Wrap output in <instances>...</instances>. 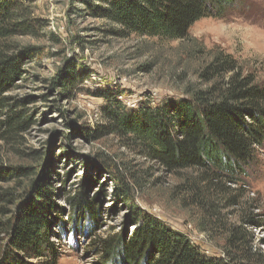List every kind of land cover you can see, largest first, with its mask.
Masks as SVG:
<instances>
[{"label": "rangeland", "instance_id": "rangeland-1", "mask_svg": "<svg viewBox=\"0 0 264 264\" xmlns=\"http://www.w3.org/2000/svg\"><path fill=\"white\" fill-rule=\"evenodd\" d=\"M24 3L45 26L37 36L18 37L37 50L21 63V75L4 94L33 122L0 142V164L31 168L33 174L3 179L0 191L13 187L28 196L32 180H50L57 216L51 219L50 240L57 264H102L98 240L134 231V207L184 232L209 257L225 253L222 221L227 229L240 227L264 258V145L258 146L253 171L242 182H227L219 195L200 193V201L213 202L215 211L203 209L199 195L192 197L195 191L184 187L190 170L167 169L130 137L110 132L112 124L104 115L110 101L103 96L119 91L117 99L127 110L182 96L187 85L196 84L194 72L207 59L206 52L194 55V46L224 49L264 82V0H240L222 17H203L185 41L121 36L114 32L118 25L94 14L82 0ZM70 68L89 76L66 92L61 82H54ZM122 176L132 188L130 199L118 191ZM78 197L94 205L95 220L91 214L77 217L72 199ZM20 203L6 208L16 211ZM11 217L0 213V219ZM4 239L0 233V247ZM47 258L23 260L44 264ZM6 259L0 257V264H7Z\"/></svg>", "mask_w": 264, "mask_h": 264}, {"label": "trees", "instance_id": "trees-1", "mask_svg": "<svg viewBox=\"0 0 264 264\" xmlns=\"http://www.w3.org/2000/svg\"><path fill=\"white\" fill-rule=\"evenodd\" d=\"M82 1L94 14L118 25L115 33L162 41H185L195 22L203 17H222L240 4V0ZM40 22L24 0H0V142H8L33 122L31 117H24L26 112L19 109V104H10V97L4 93L21 75V63L37 50L20 43L18 37L37 36L38 29L45 26ZM204 52L207 59L194 72L197 82L187 85L182 96L127 110L117 99L119 91L109 92L103 94L110 101L104 115L112 124L110 132L130 137L167 169L190 170L191 174L184 177V187L195 191L192 197L199 195L203 209L210 207L215 211L213 202L200 201V193L219 195L227 190V182H242L241 177L256 164L258 146L264 145V82L224 49L194 46L192 50L196 56ZM67 72L54 82H61L66 92L89 76L72 68ZM32 174L31 168L0 164V181ZM118 179V191L130 199V184L123 176ZM50 186L49 179H40L32 180L28 188L33 193H26L28 196L13 187L0 191V213L12 214L11 218L0 219V233L6 241L0 247V257L7 256V264H30L23 258L47 255L44 264H57L50 240L51 219L56 212ZM72 200L77 217L91 214V220H95L96 208L87 198ZM18 202L21 203L16 211L7 210L6 205ZM132 210L134 231L98 240L102 264H264L261 254L253 250L249 234L240 227L227 229L222 221L226 230L225 253L209 257L187 234L171 228L163 219L137 207ZM246 218L255 222L252 216Z\"/></svg>", "mask_w": 264, "mask_h": 264}]
</instances>
